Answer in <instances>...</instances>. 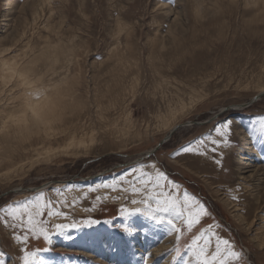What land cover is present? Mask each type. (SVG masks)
Wrapping results in <instances>:
<instances>
[{"label":"rangeland","instance_id":"rangeland-1","mask_svg":"<svg viewBox=\"0 0 264 264\" xmlns=\"http://www.w3.org/2000/svg\"><path fill=\"white\" fill-rule=\"evenodd\" d=\"M64 80L67 114L52 133L28 137L31 112L27 125L9 121L33 99L45 113ZM259 92L264 0H0V216L40 193L73 205L66 217L32 220L26 244L0 222L5 264H23L26 251L34 264H200L193 239L202 233L224 264H264V175H251L264 168V94L251 102ZM224 122L227 143L214 154L181 151L191 143L204 153L200 141L218 138ZM153 164L167 188L118 190L138 165L155 176ZM159 191L199 224L177 221V238L150 219L157 205L142 201Z\"/></svg>","mask_w":264,"mask_h":264},{"label":"snow or ice","instance_id":"snow-or-ice-1","mask_svg":"<svg viewBox=\"0 0 264 264\" xmlns=\"http://www.w3.org/2000/svg\"><path fill=\"white\" fill-rule=\"evenodd\" d=\"M171 2L175 3V0H171ZM123 30V29H122ZM11 71V69H10ZM25 81V84L28 83L26 77H21ZM72 88V84L68 80H64L61 83L57 84L55 88L51 89L52 95L47 98V111L45 113H41L36 107L28 105L20 115H12L9 116V121L13 125H27L28 118L27 113L31 112L33 118V126L31 128H27L28 137L32 135H38L43 132L45 135L52 133V126L61 122L66 113V110L61 107V102L67 99L68 93ZM38 91V90H34ZM45 91H49L45 89ZM43 95V92L40 93ZM39 99V96L36 97ZM82 107V106H78ZM7 124V122H6ZM221 127L224 131H221ZM216 132L218 134V138L210 139L208 141L201 140V145H209V147H205L204 153L198 151L197 148H194L191 143L182 147L181 151L185 154H195V155H203L207 152H212L213 154L217 151V146L220 143H227L225 137L227 136L228 131H230V122H224L221 126L216 127ZM261 131H264V126H262ZM216 163H220V161H216ZM154 169H157L156 175L153 174L147 169L145 165H138L136 167L131 168L128 173L125 175L128 177L127 184L128 189L124 188L123 185L125 183V175L119 177L120 188L119 191H128L131 190L132 195L145 194L147 195L154 189L167 188V180L166 174L163 171L158 169V166L153 164L151 166ZM160 179H165V184L161 186L159 183ZM105 187H111V185H105ZM164 196L163 191L157 192V197L146 198L142 201V203L146 206H150V201L154 200L157 207L152 211L150 219H152L157 224H167L169 226V232H176L177 238H179V233L181 228L191 229L199 224V219L190 211H187V204L182 203L181 205H177L175 202L169 201L167 199L163 200V202L158 198ZM96 199H100L97 197ZM133 204H136V200H132ZM72 204H68L67 202L61 203L59 200H53L52 198H46L44 193H40L35 200L26 202L22 205H16L9 211L5 216H0V222H2L6 227H11L13 229V235H17V229H21L22 231L19 233L21 236V243H27L30 234H34L35 225L29 227L28 224H31L32 220H35L37 217L40 218V225L46 224L48 221L45 217L59 218L61 216L66 217L68 215L67 212L62 211L64 207H72ZM140 208H136L132 213H128L129 215L134 214L135 212H140ZM19 212V215L17 213ZM177 221H180L181 228L177 227ZM27 222V224H26ZM85 223H89L85 221ZM56 229L63 230L67 227H78L76 224L65 225V224H55ZM125 230H128V226L125 225ZM43 238L45 240H49L51 237L48 233L42 232ZM215 235V234H213ZM227 244V241H224ZM193 244L196 245L198 249V256H202L203 259L200 261V264H224L223 260H218L217 256L219 254V244L217 243L215 246L212 245V237L208 236L207 233H202L200 235L195 236L193 239ZM201 244L206 245L209 251L206 252L205 247L201 246ZM190 250H192L190 248ZM209 255H211V259H209ZM234 256H238V254L233 253ZM4 253L0 252V264H5L3 260ZM36 258V252L26 251L23 255V264H34Z\"/></svg>","mask_w":264,"mask_h":264},{"label":"water","instance_id":"water-1","mask_svg":"<svg viewBox=\"0 0 264 264\" xmlns=\"http://www.w3.org/2000/svg\"><path fill=\"white\" fill-rule=\"evenodd\" d=\"M264 94V92H259V93H257L253 98H252V100H251V102H253V101H255V100H257V99H259L262 95ZM250 102V103H251ZM187 123H189V122H187ZM186 123H184V124H177V125H175L165 136H164V138L153 148V149H151V150H149L148 152H147V155H149V154H153L155 151H156V149L158 148V147H160L161 146V144L162 143H164L166 140H168L169 139V137L171 136V134L175 131V129H177L179 126H182V125H185Z\"/></svg>","mask_w":264,"mask_h":264},{"label":"bare ground","instance_id":"bare-ground-1","mask_svg":"<svg viewBox=\"0 0 264 264\" xmlns=\"http://www.w3.org/2000/svg\"><path fill=\"white\" fill-rule=\"evenodd\" d=\"M37 4H39V3H37ZM35 7H36V6H35ZM38 7H39V5H38ZM36 9H37V7H36ZM34 10H35V8H34ZM34 10H33V12H34ZM15 69H16V68H15ZM22 81H23V80H22ZM30 83H31V82H30ZM31 87H32V86H31ZM43 89H44V88H43ZM33 90H34V89H33ZM43 95H44V94H43ZM43 95H42V96H43ZM40 97H41V96H40ZM28 99H29V98H28ZM30 101H31L32 106H34V104L32 103V102H34V99H33V100H30ZM27 103H28V102H27ZM242 167H244V166H242ZM239 168H241V167L239 166ZM254 169H255V170H253V168H252L253 171L251 170V171H252V174H251V173H250V174L253 176V178H255V176H256V179L259 181V180L261 179V176L264 175V168L260 167V169H259V167H256V168H255V166H254ZM258 174H259V175H258ZM249 177H250V176H249ZM241 178H242V179H245V176H242ZM250 178H251V177H250ZM262 179H263V178H262ZM252 181H254V180H252ZM255 181H256V180H255ZM255 181H254V182H255ZM249 183H250V181H249ZM258 183H259V182H258ZM258 183H257V184L252 183V184H254V186L256 187V186L259 185ZM247 184H248V183H247ZM247 184H246V185H247ZM250 186H251V185H250ZM251 189H253V188H251ZM158 249H159V248H158Z\"/></svg>","mask_w":264,"mask_h":264}]
</instances>
